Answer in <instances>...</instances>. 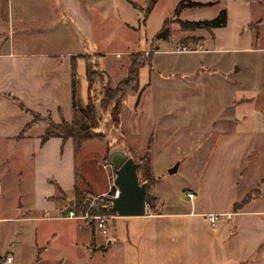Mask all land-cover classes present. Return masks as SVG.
<instances>
[{
	"label": "crops",
	"instance_id": "1",
	"mask_svg": "<svg viewBox=\"0 0 264 264\" xmlns=\"http://www.w3.org/2000/svg\"><path fill=\"white\" fill-rule=\"evenodd\" d=\"M101 1L0 0V264L6 258L8 264H264V0H191L209 6L185 8L178 17L210 8L211 18L177 17L208 21L221 10L226 16L220 28L180 34L198 40L184 54L193 62L183 68L190 70L186 79L212 83L217 111L199 185L186 189L184 203L167 209L157 188L165 179L157 176L150 210L145 204L141 217L110 216L104 233L93 222L66 218L65 208L76 213L75 192L108 193L113 174L103 164L105 146L89 140L75 148L57 137L41 142L46 124L30 123L32 115L53 124L74 119L71 58L75 102L84 108L82 57L99 56L98 65L104 57L93 52L92 14ZM107 18L104 11L101 19ZM112 18L118 30H135ZM145 68L138 71V94L130 96L134 106L149 85L152 69L146 68L147 83L139 79ZM91 141L101 145L98 152L85 151ZM257 187L258 194L243 201ZM226 213L230 222L214 226L204 218Z\"/></svg>",
	"mask_w": 264,
	"mask_h": 264
},
{
	"label": "rangeland",
	"instance_id": "2",
	"mask_svg": "<svg viewBox=\"0 0 264 264\" xmlns=\"http://www.w3.org/2000/svg\"><path fill=\"white\" fill-rule=\"evenodd\" d=\"M132 1L141 9H144L147 2V0ZM177 2L178 0H158L142 23L139 21L142 19L143 12L131 8L121 0L97 2L92 14L93 52L104 54L98 66L107 75L108 82L110 81L112 85L126 75L125 68L128 60L130 61V55L128 56L127 52L147 55L159 49L155 55L151 54L152 71L149 74V85L141 93L137 105H133L134 100L130 96L124 97L121 101L120 129L115 130L112 127L107 113L96 111L95 120L98 122L95 131L103 136L110 150L122 148L128 157L140 164L137 170L139 183L155 180L157 176L164 177L165 180L157 188L161 194L165 195L167 209L184 201L182 194L186 189L193 190L199 185V178L204 169L202 163L206 158V148L213 139V135L208 134L213 130L211 124L217 112L216 102L213 100L216 89L212 83L199 84L192 75L186 79V73L189 74L190 70L187 72L183 70L184 66L193 63L189 60L190 57L184 54L196 49L198 40L181 36L180 34L184 32H179L176 24L169 26L170 36L167 44L161 39H154V35L161 28L162 21L171 17ZM103 10L108 14L106 20L101 19ZM115 13L120 19L135 26V30L127 28L123 31L118 30L112 18L116 16ZM212 14L213 9L210 8L189 9L178 18L201 20L211 18ZM138 22L139 29L136 27ZM171 28L172 31H170ZM188 41L192 42L190 47L187 46ZM143 71L145 74L139 75V79L147 83L146 68ZM110 83V88L118 84L112 87ZM182 97H187L188 101H183ZM99 99V93L96 91L91 100L95 107ZM74 119L82 120L88 127L93 124L90 118L81 119L77 110L74 113ZM207 131L209 133L206 134ZM203 142L205 143L202 144ZM100 147L99 143L91 141L84 149L87 152L96 153ZM103 164L110 168L105 162ZM174 165H178L176 172L167 174L170 167ZM112 180L110 187H112ZM149 188L146 187L148 197ZM81 195L84 199L92 198V202L99 201L98 197ZM101 197L110 198L107 193ZM150 206L148 199L149 210ZM66 211L67 208H65V216ZM61 213L63 214V211ZM60 217L62 218L61 215Z\"/></svg>",
	"mask_w": 264,
	"mask_h": 264
},
{
	"label": "trees",
	"instance_id": "3",
	"mask_svg": "<svg viewBox=\"0 0 264 264\" xmlns=\"http://www.w3.org/2000/svg\"><path fill=\"white\" fill-rule=\"evenodd\" d=\"M157 0H147L144 9L138 8L136 5L131 4L133 8H137L142 11V19L139 21L142 23L148 13L151 11ZM209 5H202L199 3H194L191 0H179L172 11L171 17L164 19L161 24V28L154 35V39H161L162 41H167L169 38V26L171 24H176L179 32H194L197 30L210 31L211 29L220 28L224 26L226 21L225 11L221 10L218 14L211 20L208 21H197V22H182L177 19L181 10L185 8H201ZM99 56H83L84 61V80L86 84V104L84 108H78L75 102V86L77 82V75L75 72V59H70V90H71V104L74 112L81 115V119H91L93 121L92 126L88 127L84 124L82 120L73 119L70 123L60 121L59 124H53L48 119H41L36 115H32V122H44L46 124V130L44 135L41 137L40 141L45 142L49 138L57 137L61 140H71L74 143V147L77 148L81 143L95 140L99 143L105 144V155L103 162L107 164V153L110 151L103 136L95 131L97 127L98 120H95L96 111L101 113H107L110 119L111 125L115 130L120 129L119 121V111L121 101L126 96H136L139 92V82H138V71L146 67L148 71L151 68V53L147 55L143 54H132L129 56V64L127 66L125 77L118 82L114 88L109 87L107 75L99 69L97 60ZM98 91L100 99L95 107L91 102L93 94ZM155 180L145 181L146 187L153 186ZM112 189L108 192V196L112 195ZM258 194V187L254 189L249 195H247L243 201L254 197ZM99 201L92 202V198L87 197L84 199L79 192L74 193V208L76 213L83 212L87 207H89V216H115L109 213L108 208L110 206L108 198L98 197ZM149 197L146 196L145 204L148 205ZM242 201V202H243ZM241 202V203H242ZM240 203V204H241ZM233 207L234 210L240 205ZM92 223V221H89Z\"/></svg>",
	"mask_w": 264,
	"mask_h": 264
},
{
	"label": "water",
	"instance_id": "4",
	"mask_svg": "<svg viewBox=\"0 0 264 264\" xmlns=\"http://www.w3.org/2000/svg\"><path fill=\"white\" fill-rule=\"evenodd\" d=\"M116 189V195L108 198V211L117 217H141L145 215L146 184L139 183L137 170L140 164L135 163L122 148L111 149L106 156ZM176 166L167 174H173Z\"/></svg>",
	"mask_w": 264,
	"mask_h": 264
},
{
	"label": "built area",
	"instance_id": "5",
	"mask_svg": "<svg viewBox=\"0 0 264 264\" xmlns=\"http://www.w3.org/2000/svg\"><path fill=\"white\" fill-rule=\"evenodd\" d=\"M179 53V50L177 51ZM184 53V51H183ZM112 187H110L109 191L112 189V195H110V197H114L116 195V189L113 185H111ZM115 190H114V189ZM108 194V193H107ZM109 197V196H108ZM185 197L188 200H191L193 198V195L191 193H186ZM88 211H89V207H87L83 212L80 213H75L72 211H68L66 218L68 219H78V220H82V221H92L93 223H95V226L98 230H100L102 233H104V229H105V225H106V221L108 220V218L110 216H89L88 215ZM206 222L208 223V225L210 226H214L218 221L224 220L226 222H230L231 220V214L226 213V214H208L205 217ZM10 262V258H6L4 261V264H8Z\"/></svg>",
	"mask_w": 264,
	"mask_h": 264
}]
</instances>
